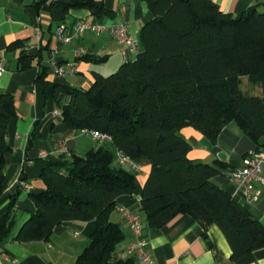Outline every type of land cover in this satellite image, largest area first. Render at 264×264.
<instances>
[{"label": "trees", "instance_id": "16d2710c", "mask_svg": "<svg viewBox=\"0 0 264 264\" xmlns=\"http://www.w3.org/2000/svg\"><path fill=\"white\" fill-rule=\"evenodd\" d=\"M145 1L153 18L141 29L134 62L97 77L87 90L49 83L44 67L37 82L44 86L45 100L69 96L70 103L60 107L68 130L102 132L129 159L150 161L141 194L149 229H166L179 216L197 220L205 234L216 225L237 261L264 249V225L215 183L227 165L191 160V146L179 133L192 127L216 144L235 122L256 149H264V12L251 7L234 16L214 0ZM51 9L60 26L75 9H87L97 19L113 17L99 0H60ZM34 59L23 51L19 69H30ZM244 78L250 88L245 91ZM254 88L260 95L250 94ZM16 116L14 97L0 94V196L13 151L7 142L9 122ZM117 160L114 150L101 146L72 154L62 164L48 163L41 173L44 188L29 195L36 210L14 241L49 242L65 222L95 221L96 230L76 264H140L132 256L113 261L125 233L111 215L121 196L139 194L135 174L115 166ZM19 192L4 216L0 244L15 228Z\"/></svg>", "mask_w": 264, "mask_h": 264}, {"label": "crops", "instance_id": "0c3cea01", "mask_svg": "<svg viewBox=\"0 0 264 264\" xmlns=\"http://www.w3.org/2000/svg\"><path fill=\"white\" fill-rule=\"evenodd\" d=\"M41 1L0 0V62L5 68L0 78V94L14 97L17 113L9 122L7 134V142L13 151L5 168L6 180L0 196V228L12 197L20 191L15 228L12 235L0 244V264H76L78 256L90 243L96 222H65L55 229L49 242H16L14 236L36 210L29 195L44 188L41 173L48 163L62 164L70 160L72 154L85 155L101 146L114 150L116 154L120 152L111 140L100 142L92 135H81L80 131L68 130L62 124L61 117H56L54 112L68 105L70 98L60 94L57 99L45 100L44 86L37 82L40 68L46 69V81L49 83L87 90L97 77L113 75L124 63L136 60L141 29L153 18L145 0H99L113 11V17L97 19L87 9H75L69 12L61 25L70 30L79 20L106 26L124 24L137 41L136 49L118 43L108 31L101 34L85 32L63 44L56 36L60 25L53 19L52 3ZM214 1L223 12L234 16L251 7L264 12V0ZM14 43L20 45L11 48ZM23 51L35 59L30 69L22 71L19 58ZM101 58L106 60L92 61ZM59 67H66L67 72L63 76L57 73ZM179 134L191 146V160L227 165L214 178L215 183L264 225V188H255V198L246 199L231 179L232 171L241 167L243 157L256 149L243 130L235 122L229 123L216 144L192 127L183 128ZM219 153H225V162L218 159ZM114 165L135 174L139 194L121 196L117 209L111 215V220L118 223L125 233V240L118 246L113 261L127 259V249L134 240L119 210L121 207L134 212L143 221L144 237L157 264H264V249L233 261L231 247L220 228L211 225L205 234L201 224L192 217L179 216L163 230L149 229L142 211L141 194L151 171L150 161L143 157L130 159L128 165L117 160Z\"/></svg>", "mask_w": 264, "mask_h": 264}, {"label": "built area", "instance_id": "2783aa9c", "mask_svg": "<svg viewBox=\"0 0 264 264\" xmlns=\"http://www.w3.org/2000/svg\"><path fill=\"white\" fill-rule=\"evenodd\" d=\"M60 0H46L48 3H53ZM110 32L118 43L136 49L137 41L129 34L128 27L122 25L106 26L100 23H89L84 20L76 22L69 30L65 25L57 28L56 36L59 43H69L74 36L85 32H93L101 34L102 32ZM74 70V69H73ZM5 68L0 62V78L3 76ZM66 67H59L57 73L63 76L66 73ZM56 117H61V110L54 112ZM81 135H92L100 142L110 141L109 135L99 131H91L84 129L80 131ZM117 159L121 164L128 165L130 159L121 152L117 153ZM231 179L236 183L238 190L246 199L255 198V188H264V149H255L247 153L242 159V165L236 168L231 173ZM25 188L27 186L23 184ZM258 194V192H256ZM123 217L126 219L130 232L133 236V242L127 249L128 256L135 257L140 264H157L149 250V243L144 237L145 225L141 218L125 208H119Z\"/></svg>", "mask_w": 264, "mask_h": 264}, {"label": "rangeland", "instance_id": "374dc122", "mask_svg": "<svg viewBox=\"0 0 264 264\" xmlns=\"http://www.w3.org/2000/svg\"><path fill=\"white\" fill-rule=\"evenodd\" d=\"M244 80V87H243V90L245 89V90H249L250 88H249V86H248V84H247V78H244L243 79ZM255 89V92L254 93H250V94H252V95H260V89L259 88H254ZM244 90V91H245ZM251 91V90H250ZM117 163V161H115V164Z\"/></svg>", "mask_w": 264, "mask_h": 264}, {"label": "water", "instance_id": "95a60500", "mask_svg": "<svg viewBox=\"0 0 264 264\" xmlns=\"http://www.w3.org/2000/svg\"><path fill=\"white\" fill-rule=\"evenodd\" d=\"M218 159L222 162H225L227 160V157H226L225 153H219Z\"/></svg>", "mask_w": 264, "mask_h": 264}]
</instances>
